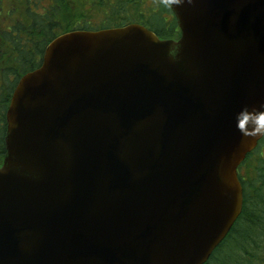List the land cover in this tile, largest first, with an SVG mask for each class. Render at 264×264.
<instances>
[{
	"label": "water",
	"instance_id": "95a60500",
	"mask_svg": "<svg viewBox=\"0 0 264 264\" xmlns=\"http://www.w3.org/2000/svg\"><path fill=\"white\" fill-rule=\"evenodd\" d=\"M53 38L5 114L0 264H204L243 208L264 110V0H168ZM240 125V126H238Z\"/></svg>",
	"mask_w": 264,
	"mask_h": 264
},
{
	"label": "trees",
	"instance_id": "16d2710c",
	"mask_svg": "<svg viewBox=\"0 0 264 264\" xmlns=\"http://www.w3.org/2000/svg\"><path fill=\"white\" fill-rule=\"evenodd\" d=\"M127 1L130 3L137 0ZM153 1L157 6L153 3L148 10L151 12L154 8L157 11L151 12L150 18L154 23L149 20L150 27L163 38L171 37L176 32L175 19L170 22L168 28L157 26L164 24L161 10L167 7L169 11L170 8L165 0ZM118 3L124 5L123 0H118ZM51 11L53 17H48L49 23L46 26H41L39 22L32 26L16 24L13 28L16 35L11 31L0 32V164L5 153V114L18 79L39 66L43 50L53 37L73 29H89L85 24L72 22L65 10L64 19L61 18V23H58L55 21L57 8L53 6ZM110 13L113 18L110 20L106 18L105 26L114 25L113 23L119 20L125 21L124 18H114L118 17L117 9H111ZM12 80L11 85L9 81ZM10 85L8 89L7 86ZM245 164H249L250 167L243 177L239 170ZM238 177L243 190L242 211L227 236L204 264H264V136L239 166Z\"/></svg>",
	"mask_w": 264,
	"mask_h": 264
},
{
	"label": "flooded vegetation",
	"instance_id": "af4514ba",
	"mask_svg": "<svg viewBox=\"0 0 264 264\" xmlns=\"http://www.w3.org/2000/svg\"><path fill=\"white\" fill-rule=\"evenodd\" d=\"M11 1L13 3L16 4H21L23 7V12H22V16L23 19L18 20V22H16L15 24L11 23L9 24L8 28H4L2 25H6L7 24V20L8 22H15L14 18L12 17V10H7L5 13H2L1 10L3 9L0 6V31L2 33V31H11L13 35H16L17 33L14 32L13 28L16 26V24H23L24 26L29 25L32 26L33 24H35L36 22H39L41 26H46L48 25V17L51 16L53 17V12L51 11L52 7L55 6L56 8L58 7V4H56L58 2V0H8ZM124 1V5L122 3H118V0H81L78 6V2H77V10H76V16L78 17L76 19V24H85L89 29L86 30H100V29H104V28H112V27H122L125 26L127 24H140L148 29H150L151 31H153V29L150 27L149 24V20H151L150 16H151V12H156L157 9L155 10L154 8L152 9V11L150 12L148 10V7L153 5L154 1L153 0H137L136 2H128L127 0H123ZM148 1V2H147ZM166 4L168 5L167 0ZM4 2V0H0V3ZM138 2L143 6L138 9L135 10L134 12L129 11V6L131 5H137ZM81 4H83V8H84V13L82 16H79V9L81 7ZM86 5H89V7H93L95 9L100 8L102 9V12L100 11L99 16L94 18L91 16L90 13L87 14L88 8ZM169 6V5H168ZM21 7V6H19ZM82 8V10H83ZM111 9H117L119 11L118 13V17H114V18H124L125 21L123 22V20H119L115 23H113L114 25H110V26H105L106 25V21H104L106 18L107 19H111L113 18L110 10ZM58 13L56 12L55 17L58 23H61V14L59 9L57 8ZM168 13V16H165L163 18V22L164 24H157V26H162L163 28H168L170 25V22H172L175 17L173 15V13L171 12V10L169 9V11L162 13L161 12V16L166 15ZM130 19H129V18ZM94 18V19H92ZM128 19V20H127ZM152 22L154 20H151ZM176 22V20H175ZM119 23V24H118ZM154 23V22H153ZM174 30L176 32H174L171 37H165V38H178L180 36V30L177 26L176 23V27L174 28ZM154 32V31H153ZM155 34L157 36H159L156 32ZM160 38H163L162 36H159Z\"/></svg>",
	"mask_w": 264,
	"mask_h": 264
},
{
	"label": "rangeland",
	"instance_id": "374dc122",
	"mask_svg": "<svg viewBox=\"0 0 264 264\" xmlns=\"http://www.w3.org/2000/svg\"><path fill=\"white\" fill-rule=\"evenodd\" d=\"M80 1L81 0H58V2L56 4H58V7L57 8L60 11V14H61L62 19H64V10H65L66 13L72 19V22L76 21V19L78 18L76 16V10H77V8L79 6ZM77 2H78V6H77ZM0 6L3 8L1 10L2 13H5L7 10H12V13H13L12 14V17L14 18V21L16 20L15 22H13V21L12 22H8V20H7V24L6 25H2L4 28H8V26H9L10 23L12 25V24H15L16 22H18L17 19L18 20L23 19L22 12L24 10H23V7H22L21 4H16V3H13L11 1L4 0V2L0 3ZM19 6H21V7H19ZM86 6L88 8L87 14L90 13L91 16L94 17V18H96V17L99 16L100 11L102 12V9H100V8L95 9V8H93L91 6L89 7V5H86ZM142 6H143V3L141 5L138 2L137 6L133 4V5L129 6L128 9H129V11L134 12L135 10L140 9ZM154 6H157V3L154 2ZM82 8H83V4H81V7L79 9V11H80L79 12V16L83 15V13H84V8H83V10H82ZM163 8H164V4H163ZM167 11H168L167 10V7H165L163 10H161L162 13L167 12ZM165 16H168V13L166 15H163L162 14V17L163 18ZM94 18H92V19H94ZM7 80H9V79H6V81ZM9 82L12 85L13 80L12 81H9ZM11 85L10 86H7V88L9 89L11 87ZM249 167H250L249 164L242 165V167L239 170V173H241L242 176L244 177L245 176L244 174H245L246 171L249 170Z\"/></svg>",
	"mask_w": 264,
	"mask_h": 264
},
{
	"label": "clouds",
	"instance_id": "9594fccd",
	"mask_svg": "<svg viewBox=\"0 0 264 264\" xmlns=\"http://www.w3.org/2000/svg\"><path fill=\"white\" fill-rule=\"evenodd\" d=\"M248 118L253 119L258 134L264 133V110H257L251 117H246V119Z\"/></svg>",
	"mask_w": 264,
	"mask_h": 264
}]
</instances>
